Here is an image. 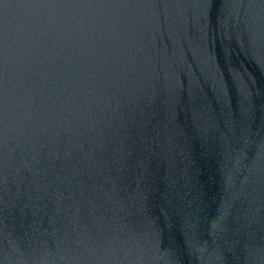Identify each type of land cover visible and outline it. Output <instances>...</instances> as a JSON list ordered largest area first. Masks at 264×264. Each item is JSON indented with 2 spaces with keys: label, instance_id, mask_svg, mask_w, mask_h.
<instances>
[{
  "label": "water",
  "instance_id": "obj_1",
  "mask_svg": "<svg viewBox=\"0 0 264 264\" xmlns=\"http://www.w3.org/2000/svg\"><path fill=\"white\" fill-rule=\"evenodd\" d=\"M0 264H264V0H0Z\"/></svg>",
  "mask_w": 264,
  "mask_h": 264
}]
</instances>
